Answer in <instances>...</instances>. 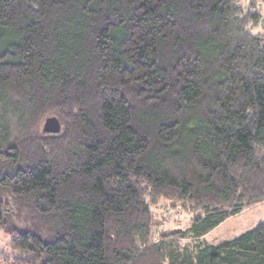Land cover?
<instances>
[{
  "label": "trees",
  "instance_id": "16d2710c",
  "mask_svg": "<svg viewBox=\"0 0 264 264\" xmlns=\"http://www.w3.org/2000/svg\"><path fill=\"white\" fill-rule=\"evenodd\" d=\"M262 201L264 0H0L2 264H264Z\"/></svg>",
  "mask_w": 264,
  "mask_h": 264
},
{
  "label": "rangeland",
  "instance_id": "374dc122",
  "mask_svg": "<svg viewBox=\"0 0 264 264\" xmlns=\"http://www.w3.org/2000/svg\"><path fill=\"white\" fill-rule=\"evenodd\" d=\"M153 212L157 217H164L162 227H175L185 228L190 218L194 216L192 212L186 211L180 207L170 208L165 203L153 207ZM264 223V201L245 208L240 213L226 219L212 231L204 236L208 243L215 244L222 239L231 238L236 236L256 224ZM9 237L8 235L0 232V264L1 258L7 256L9 251ZM5 264V263H4Z\"/></svg>",
  "mask_w": 264,
  "mask_h": 264
},
{
  "label": "water",
  "instance_id": "95a60500",
  "mask_svg": "<svg viewBox=\"0 0 264 264\" xmlns=\"http://www.w3.org/2000/svg\"><path fill=\"white\" fill-rule=\"evenodd\" d=\"M58 129V123L55 118L49 117L45 120L44 130L46 132H54Z\"/></svg>",
  "mask_w": 264,
  "mask_h": 264
}]
</instances>
